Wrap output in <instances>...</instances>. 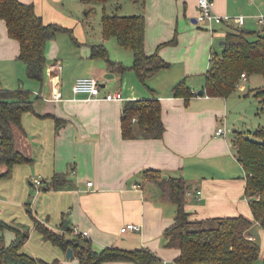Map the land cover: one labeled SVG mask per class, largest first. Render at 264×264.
<instances>
[{"label": "crops", "instance_id": "0c3cea01", "mask_svg": "<svg viewBox=\"0 0 264 264\" xmlns=\"http://www.w3.org/2000/svg\"><path fill=\"white\" fill-rule=\"evenodd\" d=\"M19 1L32 4L44 24L75 31L81 28V37H75L74 45L67 49H62L57 41V35L64 32L46 42L41 84L26 76L25 65L17 58L19 44L8 36L5 22L0 20V87L29 90L34 99L32 110L24 112L20 126L13 128L16 150L31 162L14 164L9 177H4L7 166L0 165V187L10 199H0V204L11 208L24 201L28 179L49 180L56 174L63 175L68 182L62 189L38 195V210L42 216L52 217L58 231L67 217L72 228L87 231L88 240L94 239L98 247L146 249L163 264L174 263L179 254L178 250L165 247L163 235L174 221L176 205L161 199L159 186L147 181L144 171L156 170L164 177H181L186 181L191 194L186 195L185 210L192 220L240 214L251 218L244 172L235 158L231 140L236 132L250 134L256 128L240 129L237 105L230 101L243 82L251 83V77L242 79L228 97L197 94L203 89L210 58L216 52L212 40L216 33L222 38L228 32L219 26L209 33L204 27L206 31L200 29L195 20L197 0H142L145 52L150 55L157 51L169 64L167 69L146 79V87L131 69L133 54L114 37L104 38L101 29V35L89 42L82 35V26L75 27V2L84 5L82 0ZM213 6L220 15L244 16L241 32L247 34L244 27L258 30L252 31L254 36L261 31L256 18L264 15V0H213ZM94 45H102L109 61L125 70H115L104 58L92 56ZM87 76L98 80V98L73 93L75 80ZM182 80L192 96H173V87ZM55 82L62 96L59 101L50 99ZM117 92L122 100L104 99ZM152 98L160 101L163 136L123 139L121 119L125 102ZM230 120L233 126L229 133ZM221 125L228 132L217 136L216 129ZM87 182L91 185L87 186ZM20 208L23 213L24 206ZM127 223L140 225V231L120 232ZM64 254L58 253L61 261Z\"/></svg>", "mask_w": 264, "mask_h": 264}, {"label": "trees", "instance_id": "16d2710c", "mask_svg": "<svg viewBox=\"0 0 264 264\" xmlns=\"http://www.w3.org/2000/svg\"><path fill=\"white\" fill-rule=\"evenodd\" d=\"M106 3L110 0H82ZM0 20L6 25L7 34L19 44L17 58L24 63L29 79L44 83L46 42L59 32L72 30L57 24H44L36 15L32 4L19 0H0ZM101 29L104 38L114 37L118 44L133 54V69L138 80L146 87V79L167 69L165 62L155 51L146 54L144 48L145 20L143 15H119L103 12ZM219 53L213 52L205 74L204 93L210 97H228L242 80L253 75L264 77V29L254 39L241 31H228ZM173 42V41H172ZM171 43V42H170ZM92 56L104 58L109 66L123 72L125 67L110 62L102 45L91 47ZM175 97H190L191 90L182 80L172 89ZM258 101L256 114L264 120V88H254ZM32 92L23 88L8 90L0 87V165L7 166L4 177L11 175L14 164L31 162L14 146V126H20L21 115L32 110ZM162 109L156 98L130 100L122 108L121 131L123 139L153 138L163 136ZM235 158L241 165L245 179V195L249 202L251 218L244 215L192 220L185 210L189 186L179 177H164L159 171L146 170L144 178L160 188V197L176 205L174 221L164 232L165 247L179 251L175 264H264L262 248L249 239L251 228L257 224L264 229V124L247 134L236 132L231 140ZM0 177H3L1 175ZM67 180L56 174L49 180L42 179L39 191L60 190ZM31 184V181H30ZM32 186V185H31ZM30 203L24 206L33 221L35 230L43 241L66 252L73 251L79 264H103L105 262H129L132 264H158V259L146 249L121 250L114 247L96 250L90 241L73 233L72 227L62 224L61 231L48 227L31 211ZM212 225L203 227L205 223ZM25 226V225H24ZM15 228L0 219V231L9 229L14 238L6 244L0 237V264H62L60 260L44 262L23 252L22 246L29 237L28 227Z\"/></svg>", "mask_w": 264, "mask_h": 264}, {"label": "rangeland", "instance_id": "374dc122", "mask_svg": "<svg viewBox=\"0 0 264 264\" xmlns=\"http://www.w3.org/2000/svg\"><path fill=\"white\" fill-rule=\"evenodd\" d=\"M79 1V0H78ZM139 3H135L134 0H110L108 1L104 7L102 6V3H96V2H86L84 5L79 4L78 2H75L74 8H77V17L74 19L75 27L81 25L82 26V35L84 39L86 38L89 42L90 40L96 39L101 35V19L103 12L107 14H119V15H132V13L136 14H143L144 11V3L142 0L138 1ZM87 14V15H86ZM80 26V27H81ZM200 29L204 26L200 25ZM216 27V26H215ZM223 30L226 31V29L223 26H219ZM258 27V26H257ZM66 28V27H65ZM205 28V27H204ZM204 28L202 30H204ZM72 30V33L69 31L58 34L57 35V41L61 42V48H71L73 44V39L80 38L81 32L80 29L78 31H75L74 28H68ZM207 29V28H206ZM206 29L204 31H206ZM244 31L248 34V37L250 39H254V33L258 30H251L243 28ZM261 29V28H260ZM209 30L207 29V33ZM255 31V32H252ZM210 35V34H209ZM222 35V34H221ZM225 35V34H224ZM219 34L215 35L212 42V48L217 53L220 52V45L219 41L224 39V36L218 37ZM80 40V39H79ZM114 40V38H113ZM130 52V51H129ZM71 55V53H69ZM205 74V71L204 73ZM250 82H243L242 86L239 87L231 96L230 101L231 103H234L237 105L236 111L239 113V118L241 122H238L237 124L240 126V129L245 130H253L254 128H258L259 126H262L264 124V120L261 116V114H256V106L258 101L255 99L253 92L254 87L259 86L264 88V77L261 75H253L250 78ZM241 115V116H240ZM227 124V123H226ZM229 133L231 132V128L233 126L232 121L230 120V123H228ZM254 131V130H253ZM228 130L226 129V133ZM232 134V133H231ZM244 175V173H243ZM70 174L68 173L69 177ZM42 179V178H41ZM46 180V179H44ZM30 179L28 181L26 180L27 185V192L26 195L24 194L25 200L22 201L19 205L13 204L11 208L7 207L5 204H0V218L4 221L10 222L9 224H12L15 228H19L18 225L24 226L27 228V226L30 227L29 229V238L26 243V246L23 247L25 253L30 254L32 257L40 259L44 262H51L54 259H59L58 253H62L63 251L58 248L57 246H54L51 242L48 241H42L39 234L35 231V228L33 226V221L30 218V215L26 211V208H24V212H21V205L25 206L27 202H29L30 209L33 213L37 214V218L43 221L48 227L58 230L57 225L53 223L52 217L49 215L42 216L40 211L38 210V195H40L42 192L37 191L33 186L29 183ZM5 191L3 192V188L0 187V199L4 200H10L9 197L6 195ZM13 196V195H12ZM18 197V196H16ZM65 221H68L67 217L64 218V224ZM30 222L32 223L30 225ZM212 224L210 222H206L203 227L211 226ZM69 227H71L70 223L68 224ZM60 227V226H59ZM80 230V229H79ZM81 231V230H80ZM251 232L255 236V241L260 245V247H263V231L258 225H253L251 228ZM0 237H2L3 241L6 244H9L11 242V238L13 237V233L9 229H4L0 231ZM119 238V236H117ZM92 247L96 250H101V247L97 246V243L94 242V239L89 240ZM62 264H79L78 259L74 257L73 259H67L65 254L64 257L62 255ZM158 264H163L162 261H159ZM167 264H174L172 261H170ZM254 264H261V261L258 260Z\"/></svg>", "mask_w": 264, "mask_h": 264}, {"label": "built area", "instance_id": "2783aa9c", "mask_svg": "<svg viewBox=\"0 0 264 264\" xmlns=\"http://www.w3.org/2000/svg\"><path fill=\"white\" fill-rule=\"evenodd\" d=\"M257 22L261 27V31L264 29V15L257 16ZM196 23L204 26L210 32L214 31L215 26H223L228 31H241L242 26L245 23L244 16H230V15H220L214 10L213 0H197V15L195 17ZM60 69V67H58ZM241 79H245V75H240ZM73 93L86 95L88 98H98L100 93V85L97 79L94 77H79L75 80L73 87ZM61 92L58 85V82H55L51 86L50 90V99L53 101L61 100ZM104 99L108 100H122V96L120 93H114L112 95H108L104 97ZM218 135H226V129L223 125L219 126L216 129V133ZM32 186L39 192V187L42 184L41 177H33L31 180ZM91 182H87V186H90ZM200 192L198 191V194ZM191 192L188 190L186 195H190ZM140 225L134 223H127L124 225L120 232L131 231L137 232L140 231ZM73 233L76 235H80L82 238L88 239L87 231H80L77 227L72 228ZM263 230V247H262V256L264 254V229ZM249 239L255 240L253 235L249 236Z\"/></svg>", "mask_w": 264, "mask_h": 264}, {"label": "water", "instance_id": "95a60500", "mask_svg": "<svg viewBox=\"0 0 264 264\" xmlns=\"http://www.w3.org/2000/svg\"><path fill=\"white\" fill-rule=\"evenodd\" d=\"M224 43V41H221L219 44L222 45ZM101 86H104L103 84H101ZM197 94L199 96H202L204 94V90L203 89H199L197 91ZM65 226H68V221H65ZM65 256L67 259H73L74 258V255H73V251L71 248H68L65 252Z\"/></svg>", "mask_w": 264, "mask_h": 264}]
</instances>
